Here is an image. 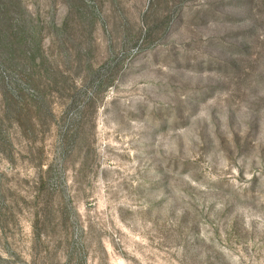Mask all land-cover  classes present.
<instances>
[{
  "label": "rangeland",
  "instance_id": "obj_1",
  "mask_svg": "<svg viewBox=\"0 0 264 264\" xmlns=\"http://www.w3.org/2000/svg\"><path fill=\"white\" fill-rule=\"evenodd\" d=\"M0 264H264V0H0Z\"/></svg>",
  "mask_w": 264,
  "mask_h": 264
},
{
  "label": "trees",
  "instance_id": "obj_2",
  "mask_svg": "<svg viewBox=\"0 0 264 264\" xmlns=\"http://www.w3.org/2000/svg\"><path fill=\"white\" fill-rule=\"evenodd\" d=\"M9 20H10V19H9V17H8L6 21L9 22ZM9 34H11V33L9 32ZM8 37L10 38V35H8Z\"/></svg>",
  "mask_w": 264,
  "mask_h": 264
}]
</instances>
